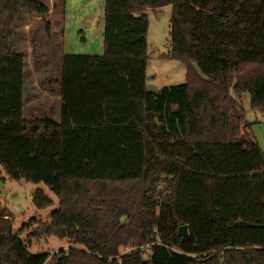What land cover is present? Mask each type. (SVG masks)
<instances>
[{
  "label": "trees",
  "instance_id": "obj_1",
  "mask_svg": "<svg viewBox=\"0 0 264 264\" xmlns=\"http://www.w3.org/2000/svg\"><path fill=\"white\" fill-rule=\"evenodd\" d=\"M168 5L162 57L185 81L148 91L146 12ZM23 11L52 30L41 2L0 0V166L58 203L17 231L0 212V264H264V153L241 100L264 111V0H103V53L61 56L58 123L23 118ZM49 236L83 248L28 252Z\"/></svg>",
  "mask_w": 264,
  "mask_h": 264
},
{
  "label": "rangeland",
  "instance_id": "obj_2",
  "mask_svg": "<svg viewBox=\"0 0 264 264\" xmlns=\"http://www.w3.org/2000/svg\"><path fill=\"white\" fill-rule=\"evenodd\" d=\"M46 4L53 6L54 16L50 18L48 14V17L57 35L48 38L42 20L24 11L13 25V37L9 43L11 50L21 53L24 57L22 114L27 121L51 119L59 114L57 93L63 53H103V0H64L63 7H60L61 0H47ZM170 13L169 5L155 12H146L149 20L146 37L149 56L146 68L147 84L158 89L185 81L184 64L162 57L170 48ZM241 100L248 115L255 113L250 109L247 94L243 95ZM38 188L52 200V205L44 209L34 206L32 194ZM57 203V197L45 184H35L24 179L10 180L0 166V211L11 214L16 229L27 224L33 217L46 220L50 212L57 207ZM26 232L24 230L21 236L24 237ZM72 245L83 248L81 245L71 244L66 238L49 236L31 240L28 252L32 255L51 254L60 249L66 250Z\"/></svg>",
  "mask_w": 264,
  "mask_h": 264
},
{
  "label": "crops",
  "instance_id": "obj_3",
  "mask_svg": "<svg viewBox=\"0 0 264 264\" xmlns=\"http://www.w3.org/2000/svg\"><path fill=\"white\" fill-rule=\"evenodd\" d=\"M39 2H41L42 4H44L47 9H48V14L50 15V18L54 16L52 10H53V6L51 5V7L47 6L46 4V1L47 0H37ZM63 1L64 0H61V6L60 7H63ZM24 12V11H23ZM57 35V31L55 30V27L52 26V30H51V33H50V37L51 36H55ZM61 36V35H60ZM61 66V65H60ZM61 72V71H60ZM60 81V80H59ZM23 91H24V88H23ZM59 93H60V85H59V89H58V93H57V100L59 102V107L58 109L60 108V98H59ZM59 111V110H58ZM23 117L27 120V118L25 117V115H23ZM245 117H246V120L248 122L251 123V129H252V132H253V135L256 139V141L258 142V145L259 147L261 148V150L263 151L264 153V129H263V126H264V111L263 112H259V113H252L251 115H248L247 112H246V108H245ZM53 121L55 122H59V114L54 118L52 117L51 118ZM35 120V119H34ZM8 176V175H7ZM11 180V179H10ZM0 212H5V211H0ZM10 216L11 214L9 212H7ZM12 218V217H11ZM12 229L13 231H17L18 229H16L13 224H12ZM27 233V232H26ZM21 238V234L19 235Z\"/></svg>",
  "mask_w": 264,
  "mask_h": 264
},
{
  "label": "water",
  "instance_id": "obj_4",
  "mask_svg": "<svg viewBox=\"0 0 264 264\" xmlns=\"http://www.w3.org/2000/svg\"><path fill=\"white\" fill-rule=\"evenodd\" d=\"M146 88L148 91H153V92H157L158 88L154 85L151 84H147ZM178 236H180L182 238L183 241L187 240L188 237V233H187V227L186 225H181L178 227Z\"/></svg>",
  "mask_w": 264,
  "mask_h": 264
},
{
  "label": "built area",
  "instance_id": "obj_5",
  "mask_svg": "<svg viewBox=\"0 0 264 264\" xmlns=\"http://www.w3.org/2000/svg\"><path fill=\"white\" fill-rule=\"evenodd\" d=\"M125 252V251H124Z\"/></svg>",
  "mask_w": 264,
  "mask_h": 264
}]
</instances>
